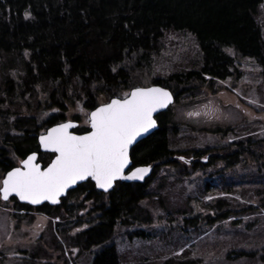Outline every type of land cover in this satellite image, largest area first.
I'll use <instances>...</instances> for the list:
<instances>
[{
    "label": "trees",
    "instance_id": "1",
    "mask_svg": "<svg viewBox=\"0 0 264 264\" xmlns=\"http://www.w3.org/2000/svg\"><path fill=\"white\" fill-rule=\"evenodd\" d=\"M263 5L264 0H0V61L13 57L25 67L19 82L6 78L0 90V179L27 154L39 153L37 136L65 122L69 106H80L89 113L99 106V97L106 103L122 99L135 87L149 86L169 90L177 103L182 96L203 88L217 91L227 80L234 86L241 78L238 65L244 59H252L260 67L264 84V26L258 21ZM168 31L188 32L195 38L198 69L154 76ZM38 86L44 92L50 88L48 98L35 103L33 116L18 117L24 105L30 110L23 101L33 98ZM170 110L156 117L157 130L130 151L132 168L153 167L143 184L120 182L108 193H100L88 182L72 192V197L81 194L84 202H91L88 215L93 220L80 232V246L83 250L96 247L92 264H120L114 229L144 222L136 214L148 211L142 206L147 201L158 200L148 186L161 168L182 182L205 167L200 160L204 152L170 148ZM14 130L22 135L11 137ZM207 153L208 163L224 162L230 167L242 161L263 167L264 172V139L238 140ZM52 157L39 154L38 162L46 166ZM65 200L54 207L31 208L15 199L3 205L12 203L13 209L64 219ZM214 204L211 208L219 217L234 215L222 200ZM125 237L146 238V232L126 230ZM230 255L256 259V254L245 250ZM258 261H264V248Z\"/></svg>",
    "mask_w": 264,
    "mask_h": 264
},
{
    "label": "rangeland",
    "instance_id": "2",
    "mask_svg": "<svg viewBox=\"0 0 264 264\" xmlns=\"http://www.w3.org/2000/svg\"><path fill=\"white\" fill-rule=\"evenodd\" d=\"M258 21L264 26V5L259 9ZM164 47L154 68L155 77L198 69L199 48L188 32H165ZM26 59L24 55V63ZM238 68L242 75L234 86L227 80L217 86V91L203 88L170 106V148L200 150L204 152L200 160L206 165L182 182L164 168L157 172L148 192L158 197L161 204H156L158 200L147 201L142 206L148 211L136 214L144 222L129 229L122 225L114 229L120 264H264L258 261L264 248L263 167L242 161L230 167L224 162L208 163L210 150L238 140L264 139L261 69L252 59L242 60ZM24 71L19 59L1 60L0 90L6 78L16 84ZM35 90L33 98L23 101L30 110L26 111L24 105L18 117L33 116L35 103L48 98L49 87L45 92L39 86ZM97 103L105 102L99 97ZM87 114L80 106H69L66 121L77 118L74 122L85 128ZM9 135L15 138L22 133L14 130ZM84 199L81 194L67 197L62 210L64 219L13 209L12 203L1 202L0 264H92L96 247L83 250L80 246V232L93 220L88 215L91 202ZM219 200L233 210L229 219L213 212L217 210L211 205ZM134 229L145 231L146 238L125 237L126 230ZM241 250L256 254V259L229 257L231 252Z\"/></svg>",
    "mask_w": 264,
    "mask_h": 264
},
{
    "label": "snow or ice",
    "instance_id": "3",
    "mask_svg": "<svg viewBox=\"0 0 264 264\" xmlns=\"http://www.w3.org/2000/svg\"><path fill=\"white\" fill-rule=\"evenodd\" d=\"M171 99L163 88L135 87L122 99L101 103L87 114L91 130L83 135L69 132L75 127L71 121L48 129L39 137V145L54 158L43 168L36 162L35 152L21 160L20 166L11 168L0 180V198L7 200L14 195L31 204H56L57 198L78 181L90 178L107 192L118 179L142 180L148 167H135L125 175L130 166L129 145L156 126L153 113Z\"/></svg>",
    "mask_w": 264,
    "mask_h": 264
},
{
    "label": "water",
    "instance_id": "4",
    "mask_svg": "<svg viewBox=\"0 0 264 264\" xmlns=\"http://www.w3.org/2000/svg\"><path fill=\"white\" fill-rule=\"evenodd\" d=\"M149 87H159V88H162V87H160V86H149ZM163 89H165V88H163ZM165 90L168 91V92L170 93L172 99H171V102L168 103L166 107H164V108H160V109H158L156 112L153 113V119H154L155 121H156V117H157L158 115H160V114L166 112V111L169 109V107L172 106V105L174 104V102H175V98H174V96L171 94V92H170L169 90H167V89H165ZM113 99H119V98H113ZM108 102H110V100H109ZM99 106H100V105H99ZM97 107H98V106H97ZM92 111H93V110H92ZM90 112H91V111H90ZM90 112H89V113H90ZM65 122H68V121H65ZM65 122H62V123H65ZM71 122L75 125V127L69 129V132H71L73 135H83L84 133H82V134H77V133L74 132V130L78 127V123H77V122H74V121H71ZM59 124H61V123H59ZM56 125H58V124H56ZM56 125L51 126V127H49L48 129L53 128V127H55ZM157 128H158V126H157V122H156V126H155L154 128L150 129L148 132H146V133L142 134L141 136L137 137V139H136L131 145H129V158H130V151H131V149H132L135 145H137L139 142H141L142 140H144V139H146L147 137H149L150 135H152V134L157 130ZM48 129H46V131H45L44 133H42V134H47V130H48ZM90 130H91V129H90V126L88 125V131H90ZM42 134H40V135L37 136V145H38V149H39L38 151H39V153H37V152H35V153L37 154V160H36V162L39 163V164L41 165V167L43 168V167H46L47 165H46V166H43L42 163L38 162L39 154H53V153L48 152V151H46L45 149H43V148L40 147V145H39V137H40ZM32 153H33V152L27 154V155L24 157V159H26V158L28 157V155H31ZM53 155H54V154H53ZM50 162H51V161H50ZM19 166H20V164H19ZM17 167H18V166H17ZM147 167L149 168V171L144 175V178H143L142 180H131V181H129V180H119V179H118V180L114 181V183H113V187H114V185H115L116 182L143 184V183H144V182H145V181H146V180L152 175V173H153V167H152V166H147ZM132 169H133V168H132V164H131V160H130V166L125 170V175H126L128 172H130ZM6 173H7V172H6ZM6 173H5L4 175H6ZM86 181H90V182L94 185L95 189H96L98 192H100V193H108L109 191H111V190L113 189V187H112V188H110L107 192H105L103 189L97 188V187L95 186V182L92 181V180L89 178V179L84 180V181H78L75 185H72V186H70L69 188H67V189L65 190V192H64L61 196H59V197L57 198V199H58V203H56V204H53V203H51L50 201H41V202L38 203V204H31V203H28L27 201H21L18 197H15L14 195H10L9 198H8L7 200H4V199H2V198H0V200H1L2 202H8L10 199H15L19 204H21V205H25V206H28V207H31V208H37V207H40V206H42V205H44V204H46V205H48V206H50V207H54V206H57V205L60 203V200L63 199V198H65V197L67 196V194H68L70 191L74 190L77 186H79V185L85 183Z\"/></svg>",
    "mask_w": 264,
    "mask_h": 264
},
{
    "label": "flooded vegetation",
    "instance_id": "5",
    "mask_svg": "<svg viewBox=\"0 0 264 264\" xmlns=\"http://www.w3.org/2000/svg\"><path fill=\"white\" fill-rule=\"evenodd\" d=\"M77 123H78V122H77ZM81 128H82V127H80V126H79V123H78V129H79V130H78V132H75V133H77V134H82V133H85V132H86V131H82ZM85 128L88 129V127H85ZM51 155H53V154H51ZM52 158H54V155H53ZM52 158H51V159H52ZM181 159H183V158H179L178 161H182ZM88 182H90V181H86V182L83 183V184H86V183H88ZM117 183H120V182H117ZM83 184H81V185H83ZM81 185H79V186H81ZM79 186H77L74 190L70 191V192L67 194L66 198L69 197V196L72 194L73 191L77 190V188H79ZM94 188H95V187H94Z\"/></svg>",
    "mask_w": 264,
    "mask_h": 264
}]
</instances>
